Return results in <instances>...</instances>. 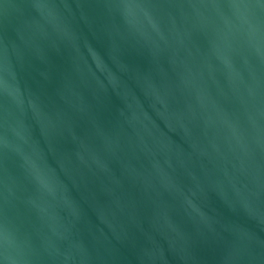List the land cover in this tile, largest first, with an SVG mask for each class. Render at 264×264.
<instances>
[{
  "label": "water",
  "instance_id": "95a60500",
  "mask_svg": "<svg viewBox=\"0 0 264 264\" xmlns=\"http://www.w3.org/2000/svg\"><path fill=\"white\" fill-rule=\"evenodd\" d=\"M0 264H264V0H0Z\"/></svg>",
  "mask_w": 264,
  "mask_h": 264
}]
</instances>
